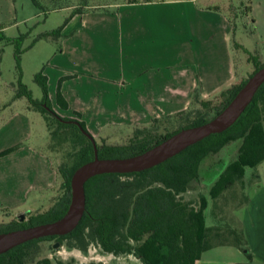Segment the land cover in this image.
Returning a JSON list of instances; mask_svg holds the SVG:
<instances>
[{"label": "crops", "instance_id": "0c3cea01", "mask_svg": "<svg viewBox=\"0 0 264 264\" xmlns=\"http://www.w3.org/2000/svg\"><path fill=\"white\" fill-rule=\"evenodd\" d=\"M103 8L105 12L91 13L87 7L71 19L79 25L64 28L59 55L49 65L53 69L44 72L56 113L85 122L93 137L106 140L121 130L149 128L189 112L199 105L196 97L212 101L238 83L234 24L218 6H201L199 0H130ZM66 57L80 71L71 81L82 80L81 87L63 80L73 75ZM61 81L69 109L59 112L53 99L57 101ZM6 114L0 111V154L33 138L25 112ZM22 162L29 165L24 168ZM248 176L249 202L236 216L250 257L234 247H218L196 264H264V177ZM55 184L51 162L37 150L0 156V211H14L33 192Z\"/></svg>", "mask_w": 264, "mask_h": 264}, {"label": "trees", "instance_id": "16d2710c", "mask_svg": "<svg viewBox=\"0 0 264 264\" xmlns=\"http://www.w3.org/2000/svg\"><path fill=\"white\" fill-rule=\"evenodd\" d=\"M32 1L36 7L42 9L38 0ZM251 6L252 0H248V13L251 12ZM82 12L80 9L76 10L71 18ZM26 37L20 35L15 39H8L4 35V27L0 25V42L10 43L16 48L15 60L19 73L22 46ZM41 37L59 39L61 29ZM249 60L255 66L251 75L253 76L264 63L253 55H249ZM248 79L222 92L219 106H213V101H202L199 97L195 98V102L204 110H215L216 116ZM35 81L42 88V100H34L21 81L16 98H26L29 109L40 113L46 122L49 140L43 155L48 159H51V154L61 158L56 172L61 181L62 196L50 210L36 216L28 214V221L21 223L14 219L0 224V233L62 218L70 204L73 174L94 159L91 140L83 135L77 125L66 123L77 121L89 132L85 122L61 117L55 112L49 100L48 78L43 71L35 76ZM62 81L58 88L57 104L67 111L69 105L61 92ZM74 114L80 117L79 113ZM187 114L188 112H184L179 116ZM210 120L206 114L198 112L187 125L164 136L143 135L139 131L140 135H136L125 146H111L105 141L100 145L96 142L99 157L112 159L135 156L184 128L200 126ZM234 142H240L236 158L229 164H224L225 160L220 154ZM17 150L18 146L13 147L2 152L0 156L13 154ZM263 161L264 85L237 123L226 132L212 135L150 170L133 174H104L89 180L85 185L86 214L75 231L66 236L48 237L19 246L1 255L0 264H73L49 258L36 261L38 245L44 241L55 240L60 247L65 244L69 249H77L82 253H86L91 245H97L107 254L115 257L133 256L141 264H196L205 252L218 247H234L250 257L248 240L240 221L235 216L226 219L225 209L219 206V202L227 200L226 194L235 198V187L246 177L247 170L257 168ZM202 182L211 183L209 197L201 195L197 206L193 202H185L182 196L192 185ZM248 202V195L243 192L241 201L233 211L244 208ZM210 203L214 205L211 210L213 224L208 226L206 221ZM216 210L220 211V215Z\"/></svg>", "mask_w": 264, "mask_h": 264}, {"label": "rangeland", "instance_id": "374dc122", "mask_svg": "<svg viewBox=\"0 0 264 264\" xmlns=\"http://www.w3.org/2000/svg\"><path fill=\"white\" fill-rule=\"evenodd\" d=\"M38 1L42 6V9L36 7L32 0H0V25L4 27L5 37L8 39H15L20 35L27 36L22 46L20 73L16 66L15 46L10 43L0 42V111L7 112L6 116H9L11 111L14 110L25 112L31 122L33 138L32 140L24 139L22 144L18 145V150L21 149L23 151L33 148L43 154V152H46L49 140L46 122L40 113L29 109L26 98H16L19 91V81H21V83L31 92L34 100H42L43 91L40 85L35 81V76L42 71L44 73L49 65L53 67L54 63H52V59L55 57V54L59 55L64 28L69 23H71V27L79 25L77 21L71 22V19L73 18H71L72 14L78 9L84 11L87 7L93 8L91 13L105 12L103 7L113 4L128 3L130 0ZM199 4L201 6H218L231 17L234 24V33L232 37L238 74L237 84L248 79L255 69V66L249 60V55L258 57L260 62L264 63V0H252V9L249 13L247 12L248 0H199ZM97 7L99 8L96 9ZM59 29H61V37L59 39L41 37L42 35L53 33ZM65 59L69 60L68 57ZM69 62L73 64L72 68L68 66L67 62L63 66L65 67L67 65V68H69L67 69L68 72L73 75L64 77L63 80L66 82L76 79L77 77L75 75H78L77 73L80 72L75 68L72 61L69 60ZM51 66L49 67L53 69ZM56 70L57 69L54 67L53 71ZM82 75L86 76V74ZM88 76L89 75H87V78ZM87 78H85V83L89 85L90 82ZM81 82L82 80L71 81L70 84L76 87V83H80L79 86L81 87ZM212 101L213 106H219L222 98L219 95ZM53 104L58 108L59 112H62L57 104L56 96L53 99ZM198 112L206 114L208 119H212L215 116V110H204L200 105H194L187 115L177 116L173 119H166L161 123L151 125L149 128L130 131L121 130V132L114 134V137L108 139L106 137V140L101 139L104 137L103 135L100 138L94 137V139L100 145L105 141L107 145L125 146L139 134V131L143 135L153 134L164 136L169 132H173L178 128L187 125L196 117ZM239 146L240 142H234L223 150L220 156L224 158V164H229L236 158ZM50 158L49 161L56 172L61 163V158L54 154H51ZM21 165L25 168L29 164L22 162ZM32 171H34V169ZM251 173H255L263 178L264 161L259 164L257 168L247 170V176L235 187V198H232L231 194H226L227 200L225 201V199H223L219 202V206H223L225 209L224 214L226 219H229L232 216L237 217L236 212L240 209L236 212L233 210L241 201L242 193L245 192L247 186L251 184L252 176H248ZM57 176L56 172V184L51 190L33 192L26 201L27 203L21 205L14 211L1 210L0 224L9 223L14 219H18L21 215H25V220H27L29 219L28 214L36 216L53 208L57 203L58 198L62 196L61 181ZM210 184V182L208 184L202 182L192 185L190 190L182 196V199L185 202H193L194 205L197 206L201 195L209 197V191L211 188ZM213 207L214 205L210 203L206 221L208 226L213 224L211 216V210ZM216 212L220 215L219 210H216ZM56 243H58L56 240L41 242L38 245L39 253L36 261L49 258L53 261L61 260L73 264H86L93 262L102 264H141V262L133 256L115 257L111 254H107L97 245H91L86 253H82L77 249H69L65 244L62 247L55 249L54 245Z\"/></svg>", "mask_w": 264, "mask_h": 264}, {"label": "water", "instance_id": "95a60500", "mask_svg": "<svg viewBox=\"0 0 264 264\" xmlns=\"http://www.w3.org/2000/svg\"><path fill=\"white\" fill-rule=\"evenodd\" d=\"M264 85V66L251 76L229 104L207 123L184 128L144 153L126 157L103 159L99 157L97 143L77 121H68L79 127L94 146V159L75 171L71 181V200L65 215L54 222L0 233V256L26 243L55 236H66L77 229L86 214V183L104 174H133L155 168L181 154L188 148L212 135L222 134L233 127L252 103ZM25 215L20 216L24 221ZM59 243L54 245L55 249Z\"/></svg>", "mask_w": 264, "mask_h": 264}, {"label": "flooded vegetation", "instance_id": "af4514ba", "mask_svg": "<svg viewBox=\"0 0 264 264\" xmlns=\"http://www.w3.org/2000/svg\"><path fill=\"white\" fill-rule=\"evenodd\" d=\"M18 220H19V222H21V223L24 222V221H28V219H27V220L24 219V221H21V220H20V217L18 218Z\"/></svg>", "mask_w": 264, "mask_h": 264}]
</instances>
